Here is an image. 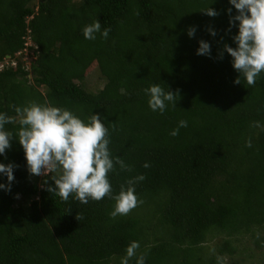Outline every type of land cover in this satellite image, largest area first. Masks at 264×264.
<instances>
[{
  "label": "trees",
  "instance_id": "trees-1",
  "mask_svg": "<svg viewBox=\"0 0 264 264\" xmlns=\"http://www.w3.org/2000/svg\"><path fill=\"white\" fill-rule=\"evenodd\" d=\"M208 7L219 14L201 12ZM237 14L229 0H0V113L17 121L5 130L18 133L14 109L31 102L85 122L99 114L112 157L132 169L109 173L113 194L145 176L135 185L143 203L113 219L108 197L81 204L48 192L58 173L30 175L14 138L0 155L17 165L11 190L0 189V264H120L132 241L145 264H219L257 231L253 245L264 246V72L254 86L243 77L237 85L233 58L219 57L224 44L236 47L239 22L229 31V19ZM97 20L108 38L85 39L83 28ZM201 40L210 55H197ZM92 66L104 81L97 92L77 83ZM153 84L178 91L176 106L153 112L143 91ZM181 120L187 127L170 135ZM0 183L8 184L2 173ZM217 237L207 255L204 245Z\"/></svg>",
  "mask_w": 264,
  "mask_h": 264
},
{
  "label": "clouds",
  "instance_id": "clouds-1",
  "mask_svg": "<svg viewBox=\"0 0 264 264\" xmlns=\"http://www.w3.org/2000/svg\"><path fill=\"white\" fill-rule=\"evenodd\" d=\"M229 3L238 13L235 16L230 15L229 19V31L231 27L237 26V21L239 22L238 33L232 37L236 47L224 44L219 57L222 59L223 53L227 52L233 58L232 66L239 73L234 81L235 84H241L243 77L248 86H254L257 77L264 72V0H229ZM201 12L210 17L219 14L212 7ZM227 12L231 14L232 8L227 9ZM195 30L194 27L189 28L188 36L193 37ZM209 31L212 36L216 35L214 30L209 29ZM109 32L110 28H105L101 32L99 20L83 28V36L88 40H95L96 33H101L106 40ZM197 55H210L209 43L201 40ZM11 63L8 64L13 66ZM0 65L3 68L4 64ZM143 91L149 96V108L160 114L165 112L169 103L176 106L179 97L178 91L175 93L170 90L165 91L158 84H153ZM14 110L19 116L20 125L15 136L5 130V125L17 121L5 113H0V155L5 154L6 149L11 147V140L18 139L24 150L27 171L30 175L43 177L49 173H58L51 176L55 187L48 185L46 189L48 192L65 202L71 196L81 204L108 197L115 201L113 210L109 213L113 219L128 215L143 203L135 195V185L145 179L144 175L128 179L125 184H121L119 193L113 194L109 173L115 172L117 165L121 171L130 172L132 169L123 159L112 157L109 150V129L102 122L99 114H92L85 122L68 109L36 102L24 107H15ZM260 126L258 121H254L251 125V127ZM186 127L187 121L181 120L170 135L176 136L180 128ZM245 147H252L251 138L246 141ZM15 167L17 165L12 163L7 165L0 163V173L4 174L8 181L7 185L0 183V189L11 190ZM143 167L149 168L150 165L145 163ZM44 183L47 184V181L45 180ZM76 219L79 221L83 217L77 214ZM139 248V242L132 241L126 248V255L121 257L120 264H129L134 257L135 264H145L146 253L137 255ZM218 262L223 264L222 258L218 257Z\"/></svg>",
  "mask_w": 264,
  "mask_h": 264
},
{
  "label": "rangeland",
  "instance_id": "rangeland-1",
  "mask_svg": "<svg viewBox=\"0 0 264 264\" xmlns=\"http://www.w3.org/2000/svg\"><path fill=\"white\" fill-rule=\"evenodd\" d=\"M38 1V0H37ZM86 79L83 82H77L79 83L85 90L88 92H97L99 89L103 87L104 81L101 77V74L98 72L96 67L94 68L92 66L91 69H89L86 72ZM146 205H143L142 208H145ZM142 210V209H141ZM142 212H144L142 210ZM150 211H147L145 215L149 214ZM257 233H259V238H257ZM260 233L256 232V237H249L243 236L242 238H239L234 245L239 246L236 248L237 251L234 252L233 255H223V264H264V246L262 247H255L253 245L254 240L260 239ZM221 237H217L216 239H213L212 241L209 240L204 246H205V253L207 255H211L216 251V249L220 246ZM243 249V250H242Z\"/></svg>",
  "mask_w": 264,
  "mask_h": 264
},
{
  "label": "built area",
  "instance_id": "built-area-1",
  "mask_svg": "<svg viewBox=\"0 0 264 264\" xmlns=\"http://www.w3.org/2000/svg\"><path fill=\"white\" fill-rule=\"evenodd\" d=\"M33 44H32V42L30 41V40H28V42H26L25 43V46H32ZM24 55H25V53H27V50H24ZM7 58H9V57H7ZM11 65H13V66H15V62H12L11 63ZM2 68V65H0V69Z\"/></svg>",
  "mask_w": 264,
  "mask_h": 264
}]
</instances>
